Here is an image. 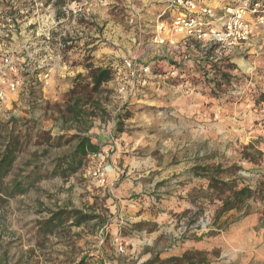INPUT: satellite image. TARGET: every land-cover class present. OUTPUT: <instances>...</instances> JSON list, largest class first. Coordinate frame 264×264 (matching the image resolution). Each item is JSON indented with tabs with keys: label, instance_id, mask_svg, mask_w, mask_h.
Segmentation results:
<instances>
[{
	"label": "rangeland",
	"instance_id": "1",
	"mask_svg": "<svg viewBox=\"0 0 264 264\" xmlns=\"http://www.w3.org/2000/svg\"><path fill=\"white\" fill-rule=\"evenodd\" d=\"M204 1L213 6L220 17L230 0ZM162 5L161 0H0V92L4 91V98L0 97V120L7 122L15 117L22 124L33 120L41 128L51 130L53 135L74 132V128L65 130L59 126L58 104L65 105V94L78 75L89 81L88 65L111 66L115 70L113 78L103 85L104 91L94 95L101 100L107 114L104 118L102 115L94 117L92 130L97 129L99 133L109 131L113 119L121 115L171 120L176 117L175 112L158 105L165 97L163 85L180 88L181 95L189 94L188 89L196 85H202L206 88L204 95L219 105L222 119L234 112L231 116H238L243 122L225 125V132L222 125L219 126L220 140L216 141L220 142L221 149L225 140H230L220 159L226 163L236 160L244 143L241 138L252 137L264 152V101L256 103L260 93L264 92L261 83L263 70L259 67L251 69L248 63L240 60L255 58L257 65L253 66H258V59L262 57L249 50L264 52V31L261 32L264 27L252 26L249 39L241 44H253L244 51L234 49L241 44L218 50L216 46L205 47L196 39L168 32L164 35L165 41L158 42L155 40L156 28ZM168 17L171 22L172 15ZM5 54L18 57L19 67L23 66V70L12 74L6 72L1 66ZM225 57L234 65L230 70L233 78L227 90L215 96L213 92L217 91L209 81L215 70L205 61L219 63ZM5 73L21 82L19 90L10 92L3 86ZM47 73L48 82L45 83L44 74ZM215 103L208 101L205 110L211 113L209 105ZM209 127L205 123L203 130L205 136L208 130V137H211L215 131ZM150 128L162 132V126L152 125ZM224 135L228 138L223 139ZM156 138H159L158 134ZM42 149L32 143L22 151L6 181L23 176V172L31 170L35 164L48 163L64 153L67 147L51 149L48 157L32 155ZM105 161L106 157L99 154L95 159L87 158L73 176L41 179L28 193L0 202V264H70V258L80 253L100 256L103 264H114L113 261L131 264L132 254L126 253L124 243L114 244L116 238L111 229L115 224L113 214L116 209L112 199L118 202L122 196L119 192L114 193V189L118 188L117 182L122 181L126 172L120 173L111 184L110 180L114 179H111ZM237 165L242 166L240 175L255 186L264 173V155L257 165L247 161L237 162ZM142 173L134 171L128 178L137 187L143 185L141 193L149 196L155 192L152 179L139 177ZM138 192L140 190L133 191L132 196ZM163 192L165 190L161 189L155 192L158 194L155 197H161ZM67 205L94 210L108 221L101 228L94 227V222L74 226L68 236L51 235L46 248H36L37 221L47 217L51 210ZM213 208H208L204 215L206 225L200 231L209 232L214 227L226 230L233 223L234 218H228L224 224L221 221L220 225H214ZM247 211L251 216L242 228L248 230L254 249L259 250L264 244V201L251 200ZM118 244L125 247L124 253L118 252Z\"/></svg>",
	"mask_w": 264,
	"mask_h": 264
},
{
	"label": "crops",
	"instance_id": "2",
	"mask_svg": "<svg viewBox=\"0 0 264 264\" xmlns=\"http://www.w3.org/2000/svg\"><path fill=\"white\" fill-rule=\"evenodd\" d=\"M251 43L241 44L234 49L248 50L253 44ZM249 52L262 57L258 59V66H253L257 63L255 58L240 60L248 63L251 69L259 67L263 70L261 83L264 87V52L257 50ZM153 87L155 89L156 86ZM184 87H187L186 84ZM188 90L189 94L181 95L180 88L163 85L165 97L158 105L167 106L175 112L176 117L171 120L160 121L153 117H143L142 120L141 117L130 118V115L121 121L123 128L121 132L116 129L119 119H113L107 132L99 133L97 129H91V132H95L92 133L95 136L93 141L99 144L101 149L97 154L88 155V160L95 159L98 154L106 157L105 165L110 170L108 173L111 179H114L110 180L111 184L120 177V173L126 172L122 181L117 182L118 188L114 189V193H121L123 198L121 196L118 202L112 199L116 208L113 214L115 224L111 226L116 238L114 244L122 242L126 245V253L132 254L131 264H147L157 254L162 259L181 256L190 249L210 252L208 253L210 264H264V244L259 250L254 249L250 233L242 228L251 216L247 211L250 200L243 207L226 213L221 219L224 222L228 218H234L229 229L214 227L209 231L213 232L211 235H208V231L207 233L191 229L181 238L185 222L188 221L187 215L198 210V204L191 200L193 191L200 188L201 184L206 186L208 183L207 180L195 175V166L245 163L241 156L242 148L254 142L252 137L241 138L240 141L244 143L237 152L236 160L228 163L221 160L222 152H226V145L230 140H225L226 144L221 149L220 142L216 141L220 136L219 126L222 125L225 132V125L243 122L240 121V117L231 116L234 112H230L226 117L223 115L222 119L219 105L208 95H204L206 88L202 85H196ZM210 100L211 103H215L209 105L212 115L205 110L206 103ZM205 123L209 124V130L215 131L211 137H208V130L206 136L204 134ZM152 125L162 126V132H155V128H150ZM157 134L159 138H156ZM224 136L223 139L228 138L227 135ZM134 171H142L143 173L139 174L141 178L152 179V190L155 192L165 190L160 194L161 197L156 198L158 194L155 192L149 196L141 193L143 185L137 187L128 178L130 174L133 176ZM134 179L137 177L134 176ZM135 190H140V193L132 196Z\"/></svg>",
	"mask_w": 264,
	"mask_h": 264
},
{
	"label": "trees",
	"instance_id": "3",
	"mask_svg": "<svg viewBox=\"0 0 264 264\" xmlns=\"http://www.w3.org/2000/svg\"><path fill=\"white\" fill-rule=\"evenodd\" d=\"M205 63L211 64L215 70L213 78L209 81L212 83L214 91H217L213 92L217 96L220 92L226 91L231 84L233 76L230 70L234 68V65L226 57L222 58L219 63L209 60H206ZM88 68L87 78L89 81L81 79L82 75H78L74 84L65 94V105L58 104L57 106L59 126L65 130L74 128V132L53 135L51 130L41 128L33 120L23 122V124L15 117L10 118L7 122L0 120V202H6L17 195L28 193L36 187L41 179L51 176L69 178L82 168L88 155L99 153L101 147L93 141L95 136L91 133L92 120L97 115H102L101 117L104 118L107 110L101 100L94 98V95L104 91L103 85L113 78L115 70L111 66L88 65ZM262 101H264V92L260 93V98L256 103L260 104ZM119 117L116 129L121 132L123 128L120 119H126L128 116L121 115ZM32 143L43 147L41 152L34 151L33 156L48 157L53 148L67 147V150L52 158L48 163L35 164L31 170L23 172V176L19 175L7 182L6 179L11 174L18 155ZM263 155L264 152L256 142L245 145L241 152L242 159L253 165L259 164ZM30 164L32 163H28V165ZM241 169L242 166L237 164L224 166L219 163L195 166V175L207 180L208 183L206 186L201 184L200 188L193 191L191 200L194 204H198V210L187 215L188 221L185 222V230L181 238L191 229L201 230V227L196 224L212 206L215 207L213 224L220 225L221 219L226 213L243 207L249 200L264 201V173L260 175L257 184L253 186L240 175ZM107 221V217L94 210L86 211L68 205L58 207L51 210L47 217L37 221L34 234L35 247L43 250L47 247L49 236H68L74 226L80 227L94 222V227L101 228ZM139 225L137 224V226ZM211 234L213 232L208 233V235ZM94 262L103 264L100 256L91 253H80L69 260L70 264H92ZM210 263L208 252L197 249H190L181 256L165 259L157 254L147 262V264Z\"/></svg>",
	"mask_w": 264,
	"mask_h": 264
},
{
	"label": "built area",
	"instance_id": "4",
	"mask_svg": "<svg viewBox=\"0 0 264 264\" xmlns=\"http://www.w3.org/2000/svg\"><path fill=\"white\" fill-rule=\"evenodd\" d=\"M161 1L164 5L158 15L155 38L158 42H164V35L168 32L196 39L205 47L216 46L220 50L246 42L252 33L253 25L264 27V0H230L220 17H217L215 8L204 0ZM169 15L173 17L171 22ZM15 20L16 18L14 23ZM2 65L10 74L17 73L19 69L23 70V66L19 67V58L10 54L3 55ZM48 75L44 74L45 83L48 82ZM2 84L9 91L15 92L19 90L21 82L5 73L2 76ZM0 97L4 98V91L0 92ZM205 225L203 216L196 226L203 228ZM117 249L119 253L125 252L122 244H118Z\"/></svg>",
	"mask_w": 264,
	"mask_h": 264
}]
</instances>
